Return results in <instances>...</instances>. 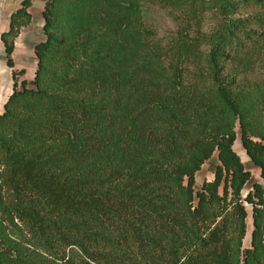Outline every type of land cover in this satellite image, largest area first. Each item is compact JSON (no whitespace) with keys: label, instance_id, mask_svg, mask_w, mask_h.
Wrapping results in <instances>:
<instances>
[{"label":"trees","instance_id":"16d2710c","mask_svg":"<svg viewBox=\"0 0 264 264\" xmlns=\"http://www.w3.org/2000/svg\"><path fill=\"white\" fill-rule=\"evenodd\" d=\"M30 5L0 36V264H264V0H47L33 80Z\"/></svg>","mask_w":264,"mask_h":264},{"label":"rangeland","instance_id":"374dc122","mask_svg":"<svg viewBox=\"0 0 264 264\" xmlns=\"http://www.w3.org/2000/svg\"><path fill=\"white\" fill-rule=\"evenodd\" d=\"M37 1V0H36ZM40 3H42V0H39ZM47 1V0H46ZM22 0H0V18L4 19V23L2 24H7V19L8 16L15 11L18 7H20ZM32 4V0H31ZM33 16V15H32ZM148 19L150 23H152L156 28H158L159 35L165 38L170 37L171 34H175L178 30V27L176 25V22L174 19L168 15V12L164 9H161L157 6L153 7L149 14H148ZM10 21V18H9ZM9 27L3 26L2 27V32L8 30ZM6 29V30H4ZM22 33L29 39L35 40L36 42H39L41 40L45 39V34L43 32V26L40 27L36 25L34 19H32V23L28 26L22 27L21 29ZM1 32V33H2ZM19 38V36H18ZM16 39V41L18 40ZM4 58H5V50H4ZM37 60V59H36ZM28 65V63H27ZM33 67V63L31 64ZM28 67V66H27ZM37 68V67H36ZM19 69V68H18ZM36 71V69H35ZM30 69V73H31ZM35 76V73L31 74H24L23 76L20 77V79L26 78L28 80H33ZM0 94H4V88H1ZM2 99V96L0 95V101ZM3 110L0 109V113ZM240 138H238L235 141L234 144V149L236 152L240 155L245 167L249 169L252 173V178L249 183H247L246 187L243 190V197L246 195L248 191L252 189V185L254 182L262 181L261 176H260V169L258 166H256L248 156H243L242 155V148L240 146L235 147V145H238ZM241 142V140H240ZM219 164L218 156L217 153L213 155V157L206 161V163L202 166V168L198 171L197 173V182H196V187L197 189L202 188V184L204 181H209L213 180L214 174L216 171V168ZM247 209H248V217H247V233L244 239V247L248 248L251 247V234L253 230V220H252V208L249 204L246 203Z\"/></svg>","mask_w":264,"mask_h":264},{"label":"crops","instance_id":"0c3cea01","mask_svg":"<svg viewBox=\"0 0 264 264\" xmlns=\"http://www.w3.org/2000/svg\"><path fill=\"white\" fill-rule=\"evenodd\" d=\"M40 3L39 0H32V4L29 6V11L33 15V19L36 25L42 27L44 25V17H43V9L46 0H42ZM12 14V13H11ZM11 14L8 16L7 24L4 23V19L0 18V36L2 27H9L10 21L9 18ZM6 30V29H4ZM37 42L35 40H31L27 38L22 31L20 32L19 38L16 41V47L14 51V61L15 68H23L25 70V74L35 73V69L37 67V57L35 55V46ZM28 63V65H27ZM33 63V67H31ZM28 66V67H27ZM31 69V73H30ZM12 68L7 64L4 58V45L0 37V90L4 88V94H0L2 99L0 101V109H4V103L8 99L10 93L12 92V88L14 85V79L12 74Z\"/></svg>","mask_w":264,"mask_h":264},{"label":"bare ground","instance_id":"6f19581e","mask_svg":"<svg viewBox=\"0 0 264 264\" xmlns=\"http://www.w3.org/2000/svg\"><path fill=\"white\" fill-rule=\"evenodd\" d=\"M238 146H240V147L242 148V155H243V156H247V153H246L245 149L243 148V146H242L240 140H239V142H238V145H235V147H238Z\"/></svg>","mask_w":264,"mask_h":264}]
</instances>
